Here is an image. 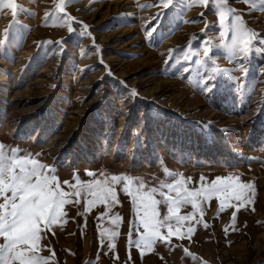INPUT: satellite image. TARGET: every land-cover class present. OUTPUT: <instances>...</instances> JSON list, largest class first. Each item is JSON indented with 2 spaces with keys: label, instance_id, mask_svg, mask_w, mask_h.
<instances>
[{
  "label": "rangeland",
  "instance_id": "1",
  "mask_svg": "<svg viewBox=\"0 0 264 264\" xmlns=\"http://www.w3.org/2000/svg\"><path fill=\"white\" fill-rule=\"evenodd\" d=\"M17 3L16 17L0 8V39L10 28L0 45L6 152L18 149L54 169L65 191L80 190L64 184L77 176L86 184L112 175L135 178L130 191L140 183L145 192L155 187L159 200L168 191L161 186L181 178L190 189L218 176H239L256 188L244 207L232 200L220 211L218 196L201 203L203 215L172 221L182 234L193 227L190 237L157 240L152 249L130 243L143 229L123 181L114 186V204L88 207L92 197L82 195L43 234L41 254L55 253L49 264H264V44L254 38L248 53L232 55L220 46L231 32L228 41L219 35L239 23L264 38V0H173L160 19L156 0ZM209 77L217 84L211 92ZM158 210L167 215V205ZM193 212L185 205L178 214Z\"/></svg>",
  "mask_w": 264,
  "mask_h": 264
},
{
  "label": "snow or ice",
  "instance_id": "2",
  "mask_svg": "<svg viewBox=\"0 0 264 264\" xmlns=\"http://www.w3.org/2000/svg\"><path fill=\"white\" fill-rule=\"evenodd\" d=\"M71 2V0H69ZM204 5H208L209 0H200ZM248 2V0H245ZM156 4L162 11L156 14V19H160L174 7L173 0H156ZM0 8L11 9L12 16L16 17L20 6L17 0H0ZM60 11L63 12V3ZM229 11H233L229 9ZM220 21H225V13H220ZM69 19H73L69 17ZM237 21L239 17L235 18ZM196 22V21H190ZM85 30L87 25H84ZM157 28L146 29L151 37ZM10 28H5L3 38L0 39V45L5 44L9 39ZM68 31L73 32L71 26ZM229 32H231L230 42L221 43L232 55L246 54L250 51L254 38L259 43L264 44V38L256 36L251 30H245L239 23H232L224 28L220 33L223 41H228ZM63 40L60 41L63 44ZM210 49L204 50V56L208 57ZM214 77H209L205 90L211 92L217 87V84L211 83ZM20 150L12 149L11 153L5 151L4 145L0 144V264H49L50 260L55 258L53 252L51 256H43L41 241L45 238L43 235L52 230V226L65 218V206L70 203H79L82 195L91 196L88 200V207L99 202L100 204H114L117 201V192L115 185L122 181L125 183L123 192L132 198L134 210L139 217L137 229L142 228L140 238L134 243L137 248L152 249L154 243L160 240L163 243H171V237L177 236L183 238L190 237L194 228L189 227L186 233H181L179 227L172 230V221L177 225L181 222L189 221L193 218L195 211L203 215V208L200 204L211 200L214 196L220 199V211H223L228 201L240 202L239 207H244L245 203L253 202L256 195V188L253 183H242L239 176L216 177L211 184L202 187L190 189L185 186V181L173 179L172 182L163 184L161 187L167 188V193L160 191L159 196L163 200L156 199L157 189L151 188L149 191H143L145 185L140 183L135 191H130V186L135 183V178L126 175H112L106 180H93L84 184L79 176L75 177V184L64 181L69 188H79L78 191H65L61 187L52 168L46 166L36 159L27 155L19 154ZM92 176L93 173H87ZM190 179V178H189ZM201 181L204 178L201 177ZM251 192V196L247 193ZM72 197H76L72 200ZM161 203L167 205V215L161 218L158 205ZM190 205L194 210L187 215H179V210ZM231 207V204L228 205ZM239 208H237V211ZM102 218V217H101ZM237 212L232 213V227L235 228ZM119 219V216L115 218ZM62 226V225H61ZM167 227V235L161 232V229ZM204 227H208L207 224ZM227 233V229H225ZM103 233H101V237ZM116 232L112 233V239L115 240ZM114 248L115 245H109ZM187 253V249H185ZM141 257L144 253L141 251Z\"/></svg>",
  "mask_w": 264,
  "mask_h": 264
}]
</instances>
